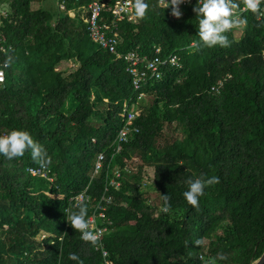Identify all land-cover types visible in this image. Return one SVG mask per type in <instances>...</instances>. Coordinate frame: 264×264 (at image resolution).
I'll use <instances>...</instances> for the list:
<instances>
[{
    "label": "trees",
    "instance_id": "obj_1",
    "mask_svg": "<svg viewBox=\"0 0 264 264\" xmlns=\"http://www.w3.org/2000/svg\"><path fill=\"white\" fill-rule=\"evenodd\" d=\"M44 1L9 0L0 26L11 45L0 50V134L29 131L51 157L54 177L30 174L38 165L28 152L13 160L0 155V264H77L72 254L102 264L67 218L75 210L71 197L87 187L91 211L116 166L129 171L120 188L109 189L112 225L103 243L114 264H254L264 253V4L252 13L241 12V3L243 34L234 28L226 33L229 47H206L195 4L176 18L160 0H147L143 19L119 23L118 52L153 57L161 46L162 56L178 53L182 65L164 68L139 99L126 61L70 15L88 0H66L61 12L33 8ZM69 60L79 66L60 70ZM126 108L140 111L139 132L111 160ZM101 152L107 160L93 176ZM199 176L218 183L192 206L183 192Z\"/></svg>",
    "mask_w": 264,
    "mask_h": 264
},
{
    "label": "built area",
    "instance_id": "obj_2",
    "mask_svg": "<svg viewBox=\"0 0 264 264\" xmlns=\"http://www.w3.org/2000/svg\"><path fill=\"white\" fill-rule=\"evenodd\" d=\"M133 3L134 0H114L111 7L112 18L107 20L104 16V11L109 4V0H88L85 5L78 8V13L76 15L86 24L89 36L94 42L99 44L103 49L108 50L110 53L117 54L126 61V70L132 76L133 87L136 91H139L138 98L143 99L146 95H144L142 88L151 80L159 79L163 74L164 68L168 66L181 67L182 60L178 53L162 56L160 54L161 46L156 47L155 55L153 57L139 54L136 51H130L123 54L118 52V45L120 44V35L118 32L119 23L123 20L137 22V18L134 16ZM195 3L196 0H190V2H187L186 0V2L180 7H186ZM160 5L162 6V0H160ZM65 6L66 0H61L60 8L64 10ZM246 11L248 10L242 6L241 12ZM237 13L240 17V12L237 11ZM76 15L73 14V16ZM10 48L11 45H6V38L0 36V50L6 52ZM5 80V69L0 66V88L4 86ZM219 84L221 85V82H219ZM139 115V110L125 109V122L110 146L112 148L111 160L122 153L125 144L129 141L131 133L133 131L139 132V128L136 126V120L139 118ZM4 135L7 134L4 133ZM106 160L107 156L105 152L98 154L93 176L104 168ZM124 170L129 171V167L126 166V168L121 169L119 166H116L113 169V175L110 178H107V185L104 194L96 204L91 206L92 209L87 216L90 228L98 234L99 242L94 246V250L101 253L103 258L102 264H114L109 258L108 250L104 246L103 237L110 231L112 225V221L106 213L108 205L112 203L113 200L109 193V189L111 187H115L116 189L120 188L121 177ZM28 172L33 176H41L49 180L54 179L50 174V169L43 170L40 169L39 166L29 167ZM88 189L89 187L76 196L71 197L70 203L74 205L77 197L86 203L91 202L92 197L89 194ZM67 211H69V209H67ZM200 258L205 259V256L201 254Z\"/></svg>",
    "mask_w": 264,
    "mask_h": 264
},
{
    "label": "clouds",
    "instance_id": "obj_3",
    "mask_svg": "<svg viewBox=\"0 0 264 264\" xmlns=\"http://www.w3.org/2000/svg\"><path fill=\"white\" fill-rule=\"evenodd\" d=\"M186 0H162V7L166 10L171 8V15L180 18L182 16L181 5ZM190 2V0H187ZM241 3L244 8L257 13L264 0H196L193 11L198 18V35L202 44L206 47H229L230 41L226 33L234 28H239L246 24V20L241 19L237 9ZM134 16L143 19L149 11L147 0H134ZM25 152L30 153L31 159L40 169L47 170L52 164V159L45 148L34 140L31 133L25 129H14L7 135L0 134V155L8 160L21 158ZM187 190L183 192V197L188 204L197 206L199 198L205 193V189L218 183V178L203 176L190 177L187 180ZM169 196H163L164 206L161 211L167 214L171 208ZM74 211L68 216L67 220L71 226L80 232L83 241L91 243L93 246L98 244V234L90 228L88 216V206L83 200L77 197L73 205ZM200 245L202 241L195 242ZM70 260L83 264L78 256L72 254ZM223 259V257H221Z\"/></svg>",
    "mask_w": 264,
    "mask_h": 264
},
{
    "label": "rangeland",
    "instance_id": "obj_4",
    "mask_svg": "<svg viewBox=\"0 0 264 264\" xmlns=\"http://www.w3.org/2000/svg\"><path fill=\"white\" fill-rule=\"evenodd\" d=\"M8 2H9V0H0V19L2 17L3 18L2 21H4V19H6V17H7L6 15H7ZM38 6L39 5L37 4V2H35L33 4L34 9H36ZM48 9L52 10V8H48ZM70 15H71V13H70ZM235 34L237 37H240L243 34V27L241 26V27L237 28V30L235 31ZM78 66H79V62L76 60L64 61L60 65H58L59 69L66 71V73H68L72 70H75ZM152 175H153V171L150 169L148 177L151 178ZM149 178H147L146 182L150 181V180H148Z\"/></svg>",
    "mask_w": 264,
    "mask_h": 264
},
{
    "label": "crops",
    "instance_id": "obj_5",
    "mask_svg": "<svg viewBox=\"0 0 264 264\" xmlns=\"http://www.w3.org/2000/svg\"><path fill=\"white\" fill-rule=\"evenodd\" d=\"M60 2H61V0H45L44 2H42V3H37L39 6L37 7V8H40V7H42V8H45V9H48V8H52V10L51 11H53V12H59V11H61L62 9L60 8ZM45 6V7H44ZM49 10V9H48ZM70 13H71V16H73V14L74 15H76L77 13H78V9H72L71 11H70ZM2 17H1V19H0V26L2 27L3 25L5 26V23H4V21H2ZM3 26V27H4Z\"/></svg>",
    "mask_w": 264,
    "mask_h": 264
},
{
    "label": "water",
    "instance_id": "obj_6",
    "mask_svg": "<svg viewBox=\"0 0 264 264\" xmlns=\"http://www.w3.org/2000/svg\"><path fill=\"white\" fill-rule=\"evenodd\" d=\"M254 264H264V253L258 260L254 262Z\"/></svg>",
    "mask_w": 264,
    "mask_h": 264
}]
</instances>
